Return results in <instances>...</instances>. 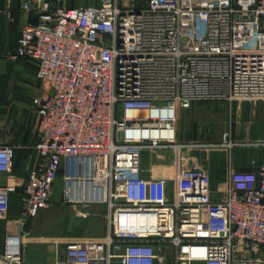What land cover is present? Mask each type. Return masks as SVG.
<instances>
[{
    "label": "built area",
    "instance_id": "1",
    "mask_svg": "<svg viewBox=\"0 0 264 264\" xmlns=\"http://www.w3.org/2000/svg\"><path fill=\"white\" fill-rule=\"evenodd\" d=\"M23 11L37 19L24 26L14 56L37 67L35 145L13 223L19 233H6L0 264H27L24 224L51 206L59 178L64 204L79 217L106 208L108 232L67 242L54 264H264V141L249 144L263 150L261 165L240 171L230 158L227 187L214 201L209 173L197 159L184 162L200 146L180 143L175 131L179 106L264 103V0H99L78 8L38 0ZM2 132L0 111V176L8 178L15 151L26 148ZM206 146L232 154L243 145L226 133ZM157 152L173 155L175 172L145 177L143 154ZM13 192L0 185V222Z\"/></svg>",
    "mask_w": 264,
    "mask_h": 264
},
{
    "label": "crops",
    "instance_id": "2",
    "mask_svg": "<svg viewBox=\"0 0 264 264\" xmlns=\"http://www.w3.org/2000/svg\"><path fill=\"white\" fill-rule=\"evenodd\" d=\"M38 0H0V111H1V125L2 127L8 124L13 129L20 125L21 120L27 117V111L31 106L32 98L38 92V81L36 78L37 67L34 63L15 59L14 56L17 53L19 39L21 32L26 24H36L37 19L33 12L26 13L23 11V5L26 2H32L36 4ZM58 2L59 5L66 6L67 2L71 0H53ZM99 4V3H98ZM97 4V5H98ZM94 5V6H97ZM11 12L9 17L6 13ZM190 104L189 107L177 108V120L175 123V131L177 139L180 143H185L188 139H195V135L201 138L202 129L201 126L195 128L196 125H201L197 118L204 113V117L211 119V136L213 140L218 141L223 132L227 131L231 135V139L235 143L247 145L253 142L264 141V103L256 106L245 103V104H233L222 103L224 110L226 111L222 117H218V114L204 112L206 107L195 106ZM218 118H221L217 121ZM218 122V123H217ZM191 125H194L192 135L194 138H190ZM189 128V129H188ZM12 145V144H11ZM252 153H248V156L242 155L237 150H233L231 159L236 168L240 171H248L250 169V163L255 161L259 166L263 162V150L254 149ZM256 151V152H255ZM18 152V150L15 151ZM23 152V151H22ZM260 152V154H259ZM26 157L24 161H20L21 172L23 173L22 188L19 193V200L17 204L18 211L12 212L10 210L7 221L0 222V249L3 248L4 238L7 232L12 234L19 233V229L14 222H17L20 218V196L23 191L24 184V168L27 165L30 158V151L23 152ZM160 152L154 153L159 154ZM171 155V154H170ZM171 161L169 168L160 169V167L151 163L143 165L145 170L144 176L149 177L154 175L156 177L171 175L175 172L174 157L171 155ZM157 159V158H155ZM154 159V160H155ZM191 159L187 152H184V162L186 166H189ZM16 162V161H15ZM14 162V171L11 177L0 176V185L9 182L11 185L16 184L21 178V174H18L17 168ZM24 163V164H23ZM214 201L220 200L219 192L223 191L227 187V177L217 181L215 175L209 170L208 171ZM92 212L99 213L104 219L105 229L103 231V237L107 235L108 227L105 216L107 210L103 206H95L91 209ZM36 219H30L24 224L23 232L27 233L25 228L34 226ZM3 224V226H1ZM28 238V236H27ZM25 240L24 245V257L27 264H54L57 261L64 260L65 248H59L58 246L51 250L46 248L43 244L35 242V239H30L28 242ZM28 244V246H27Z\"/></svg>",
    "mask_w": 264,
    "mask_h": 264
},
{
    "label": "rangeland",
    "instance_id": "3",
    "mask_svg": "<svg viewBox=\"0 0 264 264\" xmlns=\"http://www.w3.org/2000/svg\"><path fill=\"white\" fill-rule=\"evenodd\" d=\"M98 3L99 0H71L67 2L66 7H89L97 5ZM260 20L264 21L262 18ZM262 25H264V23ZM237 38L240 42H245L248 40V36H246L243 32L240 33ZM246 45L248 44H240V46ZM222 103L225 102L199 101L193 102L192 105L195 104V106L206 107L204 112L207 113H209V111L212 109L211 113H216L218 114V117H222V115L226 113ZM220 119L221 118H218L217 121ZM32 120L33 116L29 108L27 111V117L23 118L20 125H18L16 128L13 129L12 127H9L8 124L3 126L2 137L6 142L12 144L13 146H22L26 148L25 150L18 149V152L15 154V166L17 168L18 174H21L19 181L13 185L14 192L12 195L11 211L16 213L18 211L17 204L19 200V193L22 188L21 184L23 182V173L21 172L19 164L20 161L22 160L23 162L24 157H26L23 152L30 151L29 149L35 145V138L31 136ZM197 120L201 125L198 124L195 126V128L201 126V138H198L199 136L195 135V139H187L185 143L198 145L200 147L189 149L187 154L191 159H197L202 168H204L207 172L210 170L215 175L217 181L220 182V179L224 178L225 176L227 177V168L230 163L231 153L227 149L209 147L206 145L219 144L223 139V135L229 132H223L219 140L215 141L213 140L210 132L212 125H210V123L215 121L211 122L210 118H207L206 116L204 117V113H202L200 117L198 116ZM193 126L194 125H191L190 138H194L192 135L193 131H195ZM234 150H237V152H240L244 156H248V153L254 152L253 148L250 147L249 144L236 147ZM171 159L172 158L169 153H159L158 155L154 153H144L142 162L143 165L152 162L156 166L160 167L161 170H166L171 166L169 165ZM1 226H3V224H1ZM104 229V219L99 213L90 211V215L88 217H79L71 207L64 204L62 200L61 178H59L58 182L56 183L51 206L47 210L40 212L34 226L25 228L27 232L26 234L28 235V242L33 238L35 239V242H39L43 244L44 247L50 248L51 250H54L57 246L59 248H65L66 243L69 241L100 239L103 237ZM169 264H175V262L171 260Z\"/></svg>",
    "mask_w": 264,
    "mask_h": 264
},
{
    "label": "bare ground",
    "instance_id": "4",
    "mask_svg": "<svg viewBox=\"0 0 264 264\" xmlns=\"http://www.w3.org/2000/svg\"><path fill=\"white\" fill-rule=\"evenodd\" d=\"M137 117H141V118H146L147 117V113H143V114H141V115H136ZM150 134V133H149ZM152 135H153V137H156V136H158V133H152ZM163 135L164 136H168V133L167 132H164L163 133ZM133 222H134V225H136L137 224V220H133ZM141 223L142 224H146V219H141Z\"/></svg>",
    "mask_w": 264,
    "mask_h": 264
},
{
    "label": "water",
    "instance_id": "5",
    "mask_svg": "<svg viewBox=\"0 0 264 264\" xmlns=\"http://www.w3.org/2000/svg\"><path fill=\"white\" fill-rule=\"evenodd\" d=\"M258 183H259V180H258Z\"/></svg>",
    "mask_w": 264,
    "mask_h": 264
}]
</instances>
